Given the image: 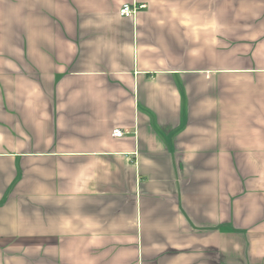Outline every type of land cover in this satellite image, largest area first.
Returning <instances> with one entry per match:
<instances>
[{
	"label": "crops",
	"instance_id": "crops-1",
	"mask_svg": "<svg viewBox=\"0 0 264 264\" xmlns=\"http://www.w3.org/2000/svg\"><path fill=\"white\" fill-rule=\"evenodd\" d=\"M0 264H264V0H0Z\"/></svg>",
	"mask_w": 264,
	"mask_h": 264
},
{
	"label": "built area",
	"instance_id": "built-area-1",
	"mask_svg": "<svg viewBox=\"0 0 264 264\" xmlns=\"http://www.w3.org/2000/svg\"><path fill=\"white\" fill-rule=\"evenodd\" d=\"M136 10H137L136 6L126 4L122 6V8L119 10V14L123 17H130L135 14ZM123 135L124 133L121 132L120 130H115L113 132V136L115 138H121Z\"/></svg>",
	"mask_w": 264,
	"mask_h": 264
}]
</instances>
